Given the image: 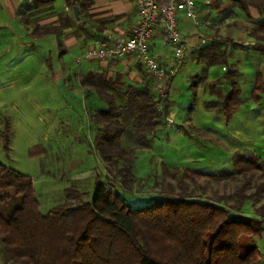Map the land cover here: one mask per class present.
Instances as JSON below:
<instances>
[{"label": "trees", "instance_id": "1", "mask_svg": "<svg viewBox=\"0 0 264 264\" xmlns=\"http://www.w3.org/2000/svg\"><path fill=\"white\" fill-rule=\"evenodd\" d=\"M230 2L238 5L250 18L247 37L253 42V50L264 53V0ZM74 5H77L76 1ZM251 8L258 9L262 17L253 19ZM70 21L67 19L64 26ZM51 30L48 27L42 34ZM55 31L61 33V28ZM213 32L206 44L191 51L198 62L207 61L203 68L206 73L210 66H227L231 58L226 49L219 51L223 43ZM226 42L244 46L231 39H226ZM144 69L140 61L141 72ZM145 74L146 82L142 87L126 84L120 74L109 78L106 73L92 71L80 76V83L106 104L92 114L97 127L98 146L109 173L117 177L125 190H132L136 148L150 146L152 137L166 125L165 116L173 106L169 74L163 110L158 109L152 80L146 71ZM195 76L199 77L198 74ZM236 76L237 70L228 69L221 78L215 79L210 88L214 92V83L228 81L229 89L224 93L220 91L221 98L213 103L228 119L242 103V88L235 80ZM261 78L259 72L252 89V97L256 100L264 91ZM202 79L208 80V75ZM200 84L193 80L189 85L195 98ZM124 140L132 146H124ZM235 158V172L225 175H237L243 181L234 193L237 200L232 203V208L250 199L255 205L264 195V168L257 157L240 155ZM164 168L168 172V168ZM173 172L181 173L180 190L168 189L165 196L148 204L132 206L99 182L91 199L84 200L79 191L68 189L65 202L43 213L33 178L0 161V201L13 193L22 197L21 204L10 216H5L0 210V239L5 251L22 264L257 262L262 257L256 238L264 232L260 222L264 219V203L256 207L261 220L233 214L227 208L230 195H221L216 201L194 198L193 189H188V180L197 184L203 176L201 172L189 168H175ZM251 186L254 188L248 191ZM222 202L224 205L220 204Z\"/></svg>", "mask_w": 264, "mask_h": 264}, {"label": "rangeland", "instance_id": "2", "mask_svg": "<svg viewBox=\"0 0 264 264\" xmlns=\"http://www.w3.org/2000/svg\"><path fill=\"white\" fill-rule=\"evenodd\" d=\"M224 17L228 20L212 32L223 43L219 51H228L229 63L210 66L206 73L203 68L207 61L198 62L194 52L176 59L174 72L168 73L176 123L174 126L166 123L160 128L150 146L135 147L132 190H125L117 177L109 173L101 156L91 113L93 101L100 99L79 95L76 75L70 73L75 79L71 84L63 83L54 67L47 63L53 39L36 41L38 49L32 51L22 43L30 40L29 35H19L11 29L4 36L0 34L5 38V41L0 39V161L33 178L43 213L65 202L68 189L79 191L84 200L91 199L99 182L132 206L148 204L165 196L168 189L180 190L181 173L175 174L173 169L189 168L203 174L197 184L188 180V189H193L194 198L216 201L221 195H230L227 208L231 213L255 220L261 218L256 207L264 203V195L255 205L250 199L232 208L237 200L234 193L243 180L225 173L235 172V157L240 155L257 157L264 168V91L259 100L252 97L259 72L264 81V53L252 49L253 42L247 37L250 24L241 27L237 15L233 21L228 15ZM238 28L245 33L241 40L232 36V31ZM6 43L8 46L4 49ZM169 47L173 50L172 45ZM52 59L56 64V59ZM228 69L237 70L235 80L242 88L241 106L229 119L213 104L221 98V92L229 89L228 81L214 83V92L210 91L215 79L221 78ZM173 74L176 75L172 79ZM206 74L205 81L202 76ZM193 80L201 83L196 98L189 88ZM124 146L129 148L132 144L124 140ZM94 169L97 177L73 181L75 173ZM20 204L13 193L0 201V210L8 217ZM260 222L264 228V219ZM256 241L262 257L254 264H264V232ZM0 264H22L6 253L1 239Z\"/></svg>", "mask_w": 264, "mask_h": 264}, {"label": "crops", "instance_id": "3", "mask_svg": "<svg viewBox=\"0 0 264 264\" xmlns=\"http://www.w3.org/2000/svg\"><path fill=\"white\" fill-rule=\"evenodd\" d=\"M74 1H76L79 8L80 4L82 6L80 19H76L74 15L72 6ZM196 1L202 5L206 15H228L229 18H233L232 21L236 19L235 15H237V23L241 27H246L249 24L248 20L250 18L238 5L234 6L230 0ZM206 1L211 3L207 4ZM250 14L253 19L262 17V14L256 8H251ZM137 16L138 13L133 0H0V34L4 36L8 29H11L16 34L29 35L30 40L27 42L22 41V43L24 47L31 48L32 51L38 49L36 41L41 42L47 38L48 40L49 38L53 39L51 51L49 50L51 55L47 58V63L54 67L53 70L57 72L59 81L71 84L75 80L70 76V73H72L73 76L76 75L74 78L77 79L79 95L84 98H87L88 94L89 96L98 97L95 92L88 91L80 83L82 74L92 71L102 72L106 73L109 78L120 74L126 84L132 83L137 87L146 82L144 78L146 69L141 72L140 60L136 57L110 60L85 57L87 49L98 45L99 40L105 35H128L129 27L136 21ZM67 19L71 20L70 24L64 26ZM30 23H33L34 26ZM48 27L52 30L42 34L46 32ZM57 28H61V33L55 31ZM35 32L40 34H35ZM195 32L196 28L191 21L182 16L180 33L190 35ZM232 36L236 40H241L244 38L245 33L238 28V30L232 31ZM4 39L2 37L1 40ZM7 46V43L4 44V49ZM169 46L170 44L166 43L161 37L156 38L152 44L153 51L166 66L168 72H174V62L180 58L175 56ZM52 57L56 59L57 65L54 64ZM72 92L75 95L74 89ZM101 101H93L92 114L106 106L105 102L102 103ZM97 176V171L94 169L77 172L72 175V179L76 181L77 179ZM16 196L21 202L22 197L20 195Z\"/></svg>", "mask_w": 264, "mask_h": 264}, {"label": "built area", "instance_id": "4", "mask_svg": "<svg viewBox=\"0 0 264 264\" xmlns=\"http://www.w3.org/2000/svg\"><path fill=\"white\" fill-rule=\"evenodd\" d=\"M138 16L129 27L126 36L108 34L98 45L87 49L85 57L95 59H122L136 57L152 80V88L158 97L157 107L165 106L168 69L153 51V41L161 37L172 45L177 58H182L209 40L212 31L228 20L223 15H206L196 0H133ZM209 4L211 2L206 1ZM189 19L196 32L190 35L180 33L181 18ZM167 125L176 123L172 109L165 116Z\"/></svg>", "mask_w": 264, "mask_h": 264}, {"label": "water", "instance_id": "5", "mask_svg": "<svg viewBox=\"0 0 264 264\" xmlns=\"http://www.w3.org/2000/svg\"><path fill=\"white\" fill-rule=\"evenodd\" d=\"M73 11L76 19H80V8L78 5L73 6Z\"/></svg>", "mask_w": 264, "mask_h": 264}]
</instances>
